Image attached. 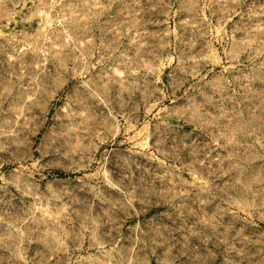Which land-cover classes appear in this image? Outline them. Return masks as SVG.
<instances>
[{"label": "rangeland", "instance_id": "rangeland-1", "mask_svg": "<svg viewBox=\"0 0 264 264\" xmlns=\"http://www.w3.org/2000/svg\"><path fill=\"white\" fill-rule=\"evenodd\" d=\"M0 264H264V0H0Z\"/></svg>", "mask_w": 264, "mask_h": 264}]
</instances>
